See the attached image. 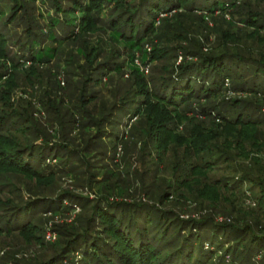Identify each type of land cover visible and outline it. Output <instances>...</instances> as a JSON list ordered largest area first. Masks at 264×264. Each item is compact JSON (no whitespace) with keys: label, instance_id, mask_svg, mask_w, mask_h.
<instances>
[{"label":"trees","instance_id":"16d2710c","mask_svg":"<svg viewBox=\"0 0 264 264\" xmlns=\"http://www.w3.org/2000/svg\"><path fill=\"white\" fill-rule=\"evenodd\" d=\"M37 3L49 6L46 15ZM21 26L25 37L14 55L7 46ZM71 43L78 45L66 62L82 72L76 89L58 98L47 83L39 99L47 122L39 124L31 101L14 106L17 79L43 85L38 70L51 68ZM136 60L162 63V73L147 79ZM128 72L126 96L105 106L101 82ZM263 108L264 0H0V234L18 232L44 247L34 224L39 214L66 215L79 206L76 221L84 218L85 228L57 226L50 255L33 264H257V255L264 264ZM130 120L127 137L111 131ZM94 129V140L139 144L155 162L170 155L159 202L177 195L207 215L183 219L155 205L117 201L129 185L112 181L108 169L91 175L97 200L71 193L59 202L9 197V175L45 188L62 177L82 180L80 163L92 158L86 148L93 138L82 155L68 144L74 131ZM216 213L228 219L219 222Z\"/></svg>","mask_w":264,"mask_h":264},{"label":"rangeland","instance_id":"374dc122","mask_svg":"<svg viewBox=\"0 0 264 264\" xmlns=\"http://www.w3.org/2000/svg\"><path fill=\"white\" fill-rule=\"evenodd\" d=\"M37 7L40 9L43 15H46L47 11L50 10L49 6H43L41 3H37ZM60 17L63 18L64 16L61 15ZM42 20L43 24L48 21L47 18H42ZM10 28L13 29L14 27L10 26ZM23 29L24 26H21L20 29H14L13 31L16 32H13L12 36L10 37V42L7 46V49L14 55L19 53L20 47H18V43H23L25 37ZM88 39L92 40L93 42L94 37H89ZM210 40V43L204 48V50H207L205 51L206 53L210 52L213 37H210ZM47 45L50 47H56V45L52 44L51 42H48ZM77 45L78 44L75 43L64 44L63 50L58 60L55 63H51V65H49L51 68L48 70H38V72L44 77L43 85L42 83H37L34 85V87H32L22 78V76L17 79L19 83L17 85V89L13 92L14 94H12V100L17 103L14 104V106L18 108L19 105H23L22 102L31 101L35 107L34 117L39 124L46 125L47 116L39 102L40 96L42 95L43 91L49 88L47 83L50 85L52 84L51 87L57 88L55 90V96L58 98L63 97L64 99H68L67 97L72 95V93L75 91V81H77L76 77L80 74L81 70L78 72L74 69L76 67L75 63L69 67L71 63H67L66 61L68 60V56L75 52V47ZM119 48L121 49V47ZM181 60L182 57H179L177 64H179ZM30 65V62H26L25 69H29ZM161 66L162 63L159 62L150 63L148 65V74H145L144 76L147 79L158 77L159 74L162 73ZM72 68L76 73H73L74 70ZM109 79L110 78L104 79L103 82H101V85L98 87V91H101V101H104L103 103L106 104L105 106L113 104L118 99H122L124 96H126V91L130 89L132 83L129 72L125 73L122 77L115 76V80L112 82H110ZM229 95L234 96L235 94L231 93ZM240 95L241 96L239 97H245L242 96L243 94ZM99 103L100 99H98V104ZM104 108L106 110L108 109L106 107ZM262 112L264 113V108ZM127 121L128 120H125L126 123ZM130 122L131 120L128 122L127 126L124 123L120 124L119 128L112 129L111 131L118 133L120 138L122 137L123 133L124 136L127 137V130L130 131L131 128ZM53 133H55L54 130ZM95 133V129L88 135L79 131H74L70 136L73 140L71 143H69L70 145L68 144V146L71 151H74V156L82 155V151L87 146L89 137L93 138L90 146L86 148L87 151L93 154L92 158L88 159L87 164H85L86 162L80 163L81 166L79 169L83 172L81 178L82 180L75 181V179L71 180L70 178L62 177L61 179L57 180L53 186L45 188L39 186L37 187L33 182L27 181L21 176L9 175L8 182H5L8 185L7 190H14V192L9 194V197L13 195L16 196L17 199H13L15 202H18V200L24 202L29 200L33 201L42 198L46 199L49 197L50 199L59 202L61 195L64 193H71L75 195H88L92 201L97 200L98 194H96V189L93 188L90 183L91 179L97 180V177L91 175L96 173L99 169H108L109 171L114 172L112 173L113 175L115 174L112 181H115V179L120 177L123 183H127V185H129V194L125 197H122L121 199L116 196L115 199H117V201H124L130 204L138 205L143 203L155 205L163 211L172 210L175 214L180 215L183 219L207 215V213L203 212V210H201L198 204H195L193 200L182 199V201H180L177 195L170 197L169 202L166 204V200L159 202L162 193H165V188L167 187L166 184L163 185L162 180H164L165 177H168L171 171L170 164L172 162V157L170 155L168 157L169 161L167 160V162L164 164L160 163V161L155 162V157L149 156L147 153L144 154L143 151H141L142 146L139 144L135 145L133 142H127L128 144L126 146L125 143L123 144L117 142V144L114 143L113 145L108 143V140H105V142L99 139L94 140L96 138ZM128 139L130 140L131 138ZM136 141L137 140H135V142ZM74 160L78 161V157L74 158ZM74 160L72 161L73 163ZM171 177L172 176L170 174L169 179H171ZM100 178L102 177H99L98 179ZM243 189L247 190L248 188L246 186ZM153 192L159 193L157 198H151ZM2 198H4V196H2ZM68 204V200L63 201V205ZM73 207L75 210L66 215H64L65 212H62L61 215L55 216L48 211L42 212L39 214V217L35 219L34 224L39 228H42L41 235L44 237V241L46 243L44 247H42L41 243H35V241L33 242L31 239L28 240L18 232L13 231L10 235L0 234V264H33L38 259H44L46 256L48 257L50 255V247L59 238L58 232L56 231L57 228L66 224L75 225L77 227L82 226L85 228L86 223H84V218L81 220V222H77V217H75L76 215L83 214L81 208L79 206ZM216 219L219 222H223L224 220L226 221L228 217L222 213H216ZM0 226L3 227L5 225L4 223H1ZM11 226L15 227L16 224L11 223ZM50 236L56 238V240L48 241L47 239ZM261 261L262 258L258 259L256 257L257 264H261ZM215 264L218 263L216 262Z\"/></svg>","mask_w":264,"mask_h":264},{"label":"built area","instance_id":"2783aa9c","mask_svg":"<svg viewBox=\"0 0 264 264\" xmlns=\"http://www.w3.org/2000/svg\"><path fill=\"white\" fill-rule=\"evenodd\" d=\"M148 50L150 51V48H148ZM136 64H138V65L140 66V69H141L142 72H144L145 74H148V71H149V70H148V66H142L138 60H136ZM249 204L252 205V206H255V204L252 203V202H251V203L249 202ZM220 220H221V219H220ZM47 240H48V241H49V240L54 241V240H56V238H53V237L50 236V237H48ZM257 258H258V259H261V258H262V255H257Z\"/></svg>","mask_w":264,"mask_h":264}]
</instances>
